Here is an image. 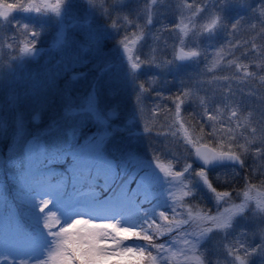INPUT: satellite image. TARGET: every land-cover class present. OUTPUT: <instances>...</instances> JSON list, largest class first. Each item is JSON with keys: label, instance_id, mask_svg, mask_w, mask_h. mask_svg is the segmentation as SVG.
<instances>
[{"label": "rangeland", "instance_id": "374dc122", "mask_svg": "<svg viewBox=\"0 0 264 264\" xmlns=\"http://www.w3.org/2000/svg\"><path fill=\"white\" fill-rule=\"evenodd\" d=\"M258 1L0 0V114L25 137L23 153L0 139V159L22 165L0 184V264H264V226L238 219L261 193L226 200L235 175L211 179L186 151L261 139L248 135L264 125ZM178 47L193 53L183 65ZM36 170L52 178L29 185Z\"/></svg>", "mask_w": 264, "mask_h": 264}, {"label": "clouds", "instance_id": "9594fccd", "mask_svg": "<svg viewBox=\"0 0 264 264\" xmlns=\"http://www.w3.org/2000/svg\"><path fill=\"white\" fill-rule=\"evenodd\" d=\"M126 25L133 26L134 30L140 27V25L137 24L135 20H127V18ZM144 27H148L147 21L144 22ZM141 42L142 41L138 42V47ZM117 43H119V41H117ZM161 62L171 63V60L162 56ZM138 63H152V60L144 58L138 61ZM209 125L210 122H208V125H206V127ZM262 134H264V125H261L259 130L250 129L248 131L249 136L255 137L257 135H261V139L259 143H251L247 139H245L244 142L248 145L247 149H241L238 146V141H230L233 144V148L226 150H230L236 153V156L234 158V166L239 171L237 172V175L233 177L235 181H238L237 184H233L232 186L227 188L217 189V191H223L227 193L226 200L231 201L233 203H243L245 202V198L248 193L253 191H259L262 195V199H264V169L260 170L259 172H256L254 169L250 171V168H252V165L250 164V158H264V135ZM6 136L9 139V150L19 151L23 153L25 137L20 135V129L17 120L14 119L11 128H9V125L6 122L4 115L0 114V139H4ZM205 139L214 140L215 137L205 136ZM186 151H188L189 154L193 156L196 160H199V157H196L191 146H187ZM200 163L202 165L208 164L207 161H200ZM194 199L195 194H191L186 202L191 204ZM211 200L213 202L215 201L214 195L211 197ZM207 210L211 213L212 208H208ZM238 219L243 220L246 224L251 226L248 229L250 233H255L258 226H264V203L258 204L255 200L248 199L247 207L244 209L243 212H241ZM190 229L191 223L189 222V224H187L183 228V232L185 233V235L181 237V239L188 240V244L185 247L178 249L184 255L190 254L192 251V247L197 243L196 238L194 237ZM173 239H175V237H173ZM254 243L256 247L264 251V233H262L259 239L254 241ZM145 250L148 251L150 254L154 251L158 257L164 255V252L160 247L153 249L151 246H146ZM253 251H255V249H253ZM149 260H151V255L146 259L145 264H148ZM156 264H167V261H165L164 259H160L156 262Z\"/></svg>", "mask_w": 264, "mask_h": 264}, {"label": "water", "instance_id": "95a60500", "mask_svg": "<svg viewBox=\"0 0 264 264\" xmlns=\"http://www.w3.org/2000/svg\"><path fill=\"white\" fill-rule=\"evenodd\" d=\"M43 1H48V0H43ZM120 52L122 55L127 56L131 53V49L124 46L120 49ZM191 58H192V54H185L181 49H177L176 57H175L177 62L184 63ZM134 68H137V66H134ZM107 115L111 119L117 117V113L112 111H108ZM32 120L34 122H38L39 115L37 114L33 115ZM194 153L196 157H199V160L195 159L199 164V166L206 170H209L218 165L234 164V158H235L234 155L227 153H216L213 149L204 145L199 146ZM200 161H207L208 164L202 165Z\"/></svg>", "mask_w": 264, "mask_h": 264}, {"label": "trees", "instance_id": "16d2710c", "mask_svg": "<svg viewBox=\"0 0 264 264\" xmlns=\"http://www.w3.org/2000/svg\"><path fill=\"white\" fill-rule=\"evenodd\" d=\"M52 157L55 158V159H58L57 156H52ZM21 166L22 165H11V163H10L9 160H6L5 158H1L0 159V184H6V183L9 184L10 177L11 176L13 177V175H12V169H17V168H20ZM208 175H210L211 176V179H212L213 173H209ZM212 181H214V180H212ZM134 183H136V181H134ZM112 193L113 194H117L118 193V190L117 189L116 190L114 189ZM106 197H108V196H106ZM202 198H204V197H202ZM138 201H139V199L137 200V202ZM137 204H139V202Z\"/></svg>", "mask_w": 264, "mask_h": 264}, {"label": "flooded vegetation", "instance_id": "af4514ba", "mask_svg": "<svg viewBox=\"0 0 264 264\" xmlns=\"http://www.w3.org/2000/svg\"><path fill=\"white\" fill-rule=\"evenodd\" d=\"M233 154L236 155L235 152H233ZM250 164L252 165V168H250L251 170H255L256 172H259L260 170L264 169V158H250ZM228 171H231L235 176L237 175V172L239 171L235 166H227ZM238 181H232L231 186L233 184H237Z\"/></svg>", "mask_w": 264, "mask_h": 264}]
</instances>
